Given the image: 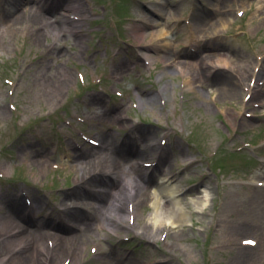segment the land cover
Returning a JSON list of instances; mask_svg holds the SVG:
<instances>
[{"label":"rangeland","instance_id":"obj_1","mask_svg":"<svg viewBox=\"0 0 264 264\" xmlns=\"http://www.w3.org/2000/svg\"><path fill=\"white\" fill-rule=\"evenodd\" d=\"M10 1L0 0V264L19 261L18 241L6 238L8 200L31 210L32 224L19 225L47 232L33 253L53 264H102L106 252L135 264H240L232 259L241 254L242 264H264V225L247 227L264 219L249 197L264 185V0ZM198 10L211 15L201 25ZM65 20L70 28L44 33ZM227 81L238 99L219 91ZM125 142L150 151L130 162L156 176L136 218L115 224L114 210L83 203L101 186L132 190L128 158L117 153L119 167L96 171L95 183L77 180ZM159 154L164 163L147 167ZM196 183L198 194L174 195L167 211L154 198ZM75 206L88 221L67 215ZM48 232L79 238L55 257ZM244 238L256 246L243 253Z\"/></svg>","mask_w":264,"mask_h":264},{"label":"bare ground","instance_id":"obj_2","mask_svg":"<svg viewBox=\"0 0 264 264\" xmlns=\"http://www.w3.org/2000/svg\"><path fill=\"white\" fill-rule=\"evenodd\" d=\"M19 1V0H16ZM43 0H40V2H42ZM232 1V0H231ZM230 3V0H222V4H226ZM11 5L15 4V0L10 1L9 2ZM10 8V7H9ZM11 9V8H10ZM10 9H3V13H7V12H11ZM200 11L199 13L195 14L193 17V22H195L197 25H201L206 23L208 20V18L211 16L209 15L207 12L203 11V10H198ZM24 15L20 14V15H16L15 17H13L12 19H10L12 21V28L14 27L15 24H19V20L23 19ZM76 17L74 15V18H69V20H74ZM147 17H144V20H147ZM15 21V22H13ZM70 21L65 20V21H61L59 22V24L57 26H50L51 29H49V32H47L46 30L44 31V33H53L55 34V32L60 31L61 28H70ZM147 23H149V20L146 21ZM6 27V24H5ZM8 28H10L7 25ZM72 27V26H71ZM12 30V29H11ZM13 30H17L16 27ZM72 32L77 34L76 31H74V29L72 28ZM143 27L142 26H135L132 28V34L135 37H138L139 39H142L143 37ZM71 31V30H70ZM159 36L161 34H158ZM166 44L162 43L159 47H156V51L159 53V55L161 56H165L166 55ZM220 92L224 93V95L229 98V99H238L239 97V93H240V89L238 87L237 84L233 83L232 81H227L225 82L224 86L222 88L219 89ZM256 95V93H254ZM253 96V95H252ZM264 100V99H263ZM91 102L96 103L94 98L90 99ZM248 104H246L244 106V108H246ZM132 141V140H131ZM133 143V142H131ZM134 144V143H133ZM132 144L130 143H123L121 145H115V147H109L107 146L104 149V156H100L98 158H94L93 160H90L91 167L90 169H87V171H85V174L82 175L80 180H77V182L79 184H87L88 183H95V181H97V177L96 175H94L96 173V171H103L104 169H108L109 172L112 171L114 172L115 169H117L120 165L119 162V156H122V158L127 159L128 158V169H127V173L130 177H132L133 180H135L136 184L134 185V187H132V190H124L122 187H118L116 192L111 193L108 190H110L107 187L101 186L102 190H96L94 193H91V195H89L90 197H92L93 202L92 203H83V205H87L90 207V209L92 211H95L96 209H101L102 207H109L110 209L114 210L115 216H110L111 220L113 221V223H119L120 220L124 219L125 217H127L129 214L130 216H128V218H136L137 214H139L140 209L142 208V206H144V204L151 198L149 196V194L146 192L147 186L152 184L154 182L155 173H147V171H145L146 169L139 163H135L133 164L132 161L130 162V158L132 157H138V159H143L144 157H149V152L147 150H138V151H134V149L130 146ZM124 148V150L122 149ZM118 153V154H117ZM115 154V156H114ZM119 156H117V155ZM134 157V158H135ZM164 157H160V155L157 157V165L156 166H160L161 164L164 163ZM118 166V167H117ZM155 170V169H154ZM108 173V172H107ZM109 174V173H108ZM169 180H172L171 178ZM119 181H115L116 184H118ZM116 184H112L111 186H114ZM91 187L94 188V190L96 189L95 186L90 185ZM103 188H107V189H103ZM199 183L194 186L191 185L188 189L186 190H179V189H172V190H167L165 187H161L158 192H156L155 195V200L156 202H159V199L161 198L163 201V204L161 206V208L164 211H167V207L168 204H173V196H177V198H182L184 195H196L199 192ZM253 190L255 191V193H251L249 197H254L252 199V201L255 202V205L260 207L258 208L259 211L258 212L256 210V212L264 214V188L263 189H259V188H255L253 186ZM152 199V198H151ZM150 199V200H151ZM209 198L206 196V201L204 202V205L206 203L209 202L208 200ZM178 201L180 202V199H178ZM235 202H237L235 200ZM6 208H8V211L6 210V215L4 216L5 219V225H6V238L11 240V241H18V244H16L13 248V251H18V256L17 258L19 259L18 264H30L31 262L35 263V264H53L52 260V255H51V259H49L50 256L43 258V256H38L37 254L34 255L33 253V249H34V243H37L38 245H43L42 241L43 239L45 240L46 236H47V232H45L42 228L41 225H37L35 227H31L28 228L23 226V225H19V222H25L27 225L32 224V215L30 214L31 210L29 209L28 206L26 205H22L20 202L17 203H12L11 201H6ZM77 205H82L79 203H75ZM93 205H96V209L95 207H93ZM77 206L75 207H68V211H67V215L72 218V219H76V220H80V221H88V216H85L81 209H76ZM88 212V211H87ZM165 213V212H163ZM162 218H168L170 219L173 223H176L177 219L174 218L172 215H168V216H160ZM34 219V218H33ZM73 220V221H76ZM65 222V221H64ZM248 222V219L247 221ZM162 222H157L156 224L160 225ZM262 224L264 225V219H261V217H259L258 219V223H251L247 224L249 226H251V230L253 231H258V229L262 228ZM1 225V224H0ZM90 227V225H88ZM183 226V225H181ZM250 228V227H249ZM159 229V228H158ZM241 229H243L244 231H246L244 228L241 227ZM264 229V226H263ZM49 235L52 236V238L54 239V245H53V250L51 251L52 254L56 257L59 256L60 254L64 253V251L66 250L65 245H68L67 242H76L78 241V236H72V237H64L60 234H52L50 232H48ZM48 237V236H47ZM247 239V238H244ZM248 245H253L252 243H249ZM256 246V245H255ZM41 248V247H40ZM250 248V246H246L244 247L241 251H246V249L248 250ZM250 250V249H249ZM11 251V252H13ZM75 251V250H74ZM75 253V252H74ZM224 253V252H223ZM53 256V257H54ZM248 256V254H247ZM246 255H237L235 256L232 261L234 263L238 262L240 264L243 263V261H250L249 257H247ZM15 257V255H14ZM13 257V258H14ZM75 257V256H74ZM135 264V262L133 260L127 259V257L121 259L119 256L114 257V254L112 252L109 253H105V258H104V262L102 264ZM162 264H170V263H162Z\"/></svg>","mask_w":264,"mask_h":264}]
</instances>
